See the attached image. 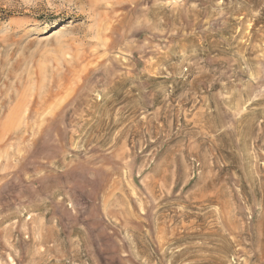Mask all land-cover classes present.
I'll return each instance as SVG.
<instances>
[{
  "label": "rangeland",
  "instance_id": "374dc122",
  "mask_svg": "<svg viewBox=\"0 0 264 264\" xmlns=\"http://www.w3.org/2000/svg\"><path fill=\"white\" fill-rule=\"evenodd\" d=\"M0 264H264V0H0Z\"/></svg>",
  "mask_w": 264,
  "mask_h": 264
},
{
  "label": "bare ground",
  "instance_id": "6f19581e",
  "mask_svg": "<svg viewBox=\"0 0 264 264\" xmlns=\"http://www.w3.org/2000/svg\"><path fill=\"white\" fill-rule=\"evenodd\" d=\"M58 23H55V25H57Z\"/></svg>",
  "mask_w": 264,
  "mask_h": 264
}]
</instances>
